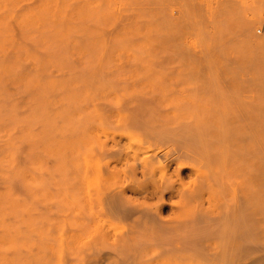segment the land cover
Listing matches in <instances>:
<instances>
[{
	"label": "bare ground",
	"instance_id": "1",
	"mask_svg": "<svg viewBox=\"0 0 264 264\" xmlns=\"http://www.w3.org/2000/svg\"><path fill=\"white\" fill-rule=\"evenodd\" d=\"M24 1V16L7 17L26 30L25 44L49 39L64 49L73 42L83 62L75 94L94 99L76 172L30 171L13 179L9 264H264V35L254 31L264 0H216L208 15L194 0H126L147 10L150 23L190 32L201 44L195 55L204 61H196L194 73L215 91L212 110L174 103L158 63L130 59L134 50L127 59L111 58L125 57L118 48L109 60L91 57V43L70 41L72 27L63 26L83 13L67 12L58 0ZM170 3L178 16L167 11ZM16 27H8L11 41L0 43L4 58L25 46ZM229 49L238 60H210L232 57L224 53ZM14 62L2 61L0 76ZM222 86L233 100L216 92Z\"/></svg>",
	"mask_w": 264,
	"mask_h": 264
},
{
	"label": "rangeland",
	"instance_id": "2",
	"mask_svg": "<svg viewBox=\"0 0 264 264\" xmlns=\"http://www.w3.org/2000/svg\"><path fill=\"white\" fill-rule=\"evenodd\" d=\"M23 2L27 1L0 0V14L3 16L0 33L9 30L0 34V43H9L11 28L8 27H16L8 20V14L14 13L18 18L24 16V13L28 11L29 7ZM57 2L67 12L84 14L82 16L74 15L72 19L68 18L63 26L70 25L72 27L68 30L70 41L72 37L76 36V40L79 42L83 39L89 41L87 43H91V57L94 58L96 53V56H101L103 53L101 57L106 58L105 60L125 59L127 55L132 54L130 51L134 50L132 52L133 54L136 52V57L132 55V57L129 56L130 59L140 58L158 63L156 66L162 70L164 76L170 79L169 89L172 91L171 100L174 103L180 107H195L190 102L188 103V100L195 101L199 108L211 110L214 108L212 102L215 99L212 94L215 91L211 90L206 82L199 80L202 76L194 73L199 69L196 61L200 63L204 60L202 57H196V55L202 54L200 53L202 47L199 48L201 44L190 32L180 33L173 31L168 26L150 23L147 10H136L126 0H58ZM212 2L214 3L216 0L192 1L196 7H203L204 9H201L207 15ZM23 5H26L25 8ZM17 7L18 9L22 8L20 11L24 12H19ZM4 8L8 10L5 11ZM175 8L176 5L172 4L170 8H167L173 17L177 15V8ZM263 20L264 13L260 24L254 27L257 36L264 35V30L257 33ZM84 25L89 26L88 33L80 30ZM16 31L21 44L25 46H19L15 51L5 53V58L0 55V64L9 59L15 61L10 74L0 76V264H9L11 232L9 198L13 179L30 171L76 172L78 165L83 164L77 152H85L89 142L90 117L92 115L90 103L94 99L93 95L79 94L76 96L75 94L76 78L74 74L75 70L82 69L81 63L83 62L78 63L80 60L78 61L77 58L81 57H78L79 53L76 52L78 48L72 44L73 42L68 43L69 46L64 49L63 47L59 49V43L49 39L45 43L42 42L41 46H30V44H25L26 30L22 28ZM62 31L59 32L60 34L58 33V37H61ZM45 33L54 36L53 31L49 30ZM74 47L75 49H72ZM108 47L111 49L110 51H107ZM117 48L118 50H116ZM69 49L76 51L69 52ZM126 49H129V52ZM114 50L119 53L121 51L125 57L113 55V53L115 54ZM214 51L212 50V54L216 53ZM118 52H116L117 55H122ZM230 52L231 56L235 53L231 49L224 50V53L229 54ZM111 53L113 57L110 56ZM191 54L196 55L191 56ZM128 56L127 58H129ZM212 58L214 59L210 60L215 62L238 60L233 56L227 59L214 56ZM70 63H73L74 66ZM189 68L195 69V71L189 70ZM189 72L198 78L195 79L196 77L190 75ZM43 87L48 91H43ZM37 88L41 90L38 91ZM225 88L222 86V89L216 92L221 91L222 95L220 96L225 101L229 98L231 99L228 101L233 100L232 94L234 93ZM37 98L38 101H36ZM32 101L34 102L32 103ZM39 102L42 104L41 106ZM182 103L187 105H181ZM187 172L188 169L185 168L182 174L185 175Z\"/></svg>",
	"mask_w": 264,
	"mask_h": 264
},
{
	"label": "built area",
	"instance_id": "3",
	"mask_svg": "<svg viewBox=\"0 0 264 264\" xmlns=\"http://www.w3.org/2000/svg\"><path fill=\"white\" fill-rule=\"evenodd\" d=\"M263 28H264V20L262 22V25L258 28V32H260L261 30H263Z\"/></svg>",
	"mask_w": 264,
	"mask_h": 264
}]
</instances>
